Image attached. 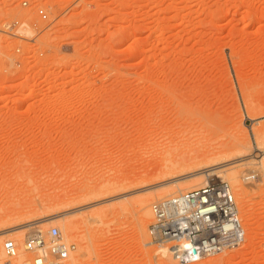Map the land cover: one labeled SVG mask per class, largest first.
<instances>
[{
    "label": "rangeland",
    "instance_id": "obj_1",
    "mask_svg": "<svg viewBox=\"0 0 264 264\" xmlns=\"http://www.w3.org/2000/svg\"><path fill=\"white\" fill-rule=\"evenodd\" d=\"M16 21L10 35L5 25ZM183 97L188 109L177 105ZM204 111L214 116L203 124ZM183 122L189 140L167 148L165 126ZM260 130L264 0H0V264L4 242L23 252L34 228H57L74 244L72 264H177L150 244L152 206L203 178L182 181L193 173L165 167L177 153H234L240 141L259 156ZM255 167L237 170L261 177ZM243 181L245 199L225 180L243 245L198 264H264V179Z\"/></svg>",
    "mask_w": 264,
    "mask_h": 264
},
{
    "label": "built area",
    "instance_id": "obj_2",
    "mask_svg": "<svg viewBox=\"0 0 264 264\" xmlns=\"http://www.w3.org/2000/svg\"><path fill=\"white\" fill-rule=\"evenodd\" d=\"M22 2V7H27ZM38 19L48 22L42 7ZM21 29L19 22L6 24L7 32ZM264 179L252 175L250 180ZM153 222L149 227L150 244L165 249L177 264H198L206 259L239 249L245 240L239 211L229 184L211 181L201 189L180 193L152 206ZM35 230L24 240L23 249L32 256L27 264H72L76 252L57 228ZM20 252L12 240L4 242L3 264H15Z\"/></svg>",
    "mask_w": 264,
    "mask_h": 264
},
{
    "label": "bare ground",
    "instance_id": "obj_3",
    "mask_svg": "<svg viewBox=\"0 0 264 264\" xmlns=\"http://www.w3.org/2000/svg\"><path fill=\"white\" fill-rule=\"evenodd\" d=\"M188 104H190V103H187L184 100V97L181 100H179L178 103H177V105H180V106H182L185 109H188V107H191L190 106L191 104L189 106H188ZM208 113H206L204 111V112H202L199 115L200 118L202 119V123L203 124H204V122L206 123V122H209V121H211L213 119V116L214 115L211 116ZM180 114L182 116L183 113L180 112ZM165 127H166L167 132H168V140L166 142L167 148L168 147L169 148L170 147H174V146L178 145V143L179 144L182 143V141H184V140H187L188 141L189 140L188 138L191 136V133H190L191 126L189 124H184V122H183L182 125H180V127L172 126V125L170 126V124L168 125V127H167V125ZM252 136H253L254 142L257 144V150L260 152L259 153L260 154L259 156L258 155L257 156L256 155L253 156L254 153H251V151H252V145L248 141H246L247 143L246 142H241V141L240 142H236L235 144L233 143L232 149L235 152L233 151L234 153H229V154H224V153H217V154L216 153H177L176 156H177V158L179 157L178 158L179 159L178 160L179 162L178 161L172 162L169 166H166L165 168L168 171H176L175 174H177V175H179V173L182 174V173H186V172H188V174H189V172L190 173H193V174L188 175V176H185L186 175L185 174L184 175L185 177L181 179L182 181L183 180H187V179H190V180L193 179L194 180L195 178H197V180L199 178L200 179L203 178V180L201 182H199L198 184L194 185V186L192 185L191 187H187V188H178L177 187L176 189H169L170 191H168V193L166 191L167 194L166 193L163 194L164 197L165 198H171L174 195L176 196V194L178 195L180 193H184V192H189V191L201 189V188L205 187L206 185H208L211 181H213V180L210 179L211 177H213V179L215 177V179L217 178V179H219V181H221V180H223V181L228 180L229 182H231L232 185H235L238 188V191H239L240 195L245 199L247 197V195H248V192L246 190L247 187H244V185H243L244 183L243 184L241 183L243 181V179L246 182V176L245 177L243 176L245 170L242 171V170H237V169L239 167L241 168L242 166H250L251 165L253 167L256 166L255 168H259V169H263L264 170V152L261 150V147H263V145H264V131H261V130L260 131H254L252 133ZM207 138L210 139V137H207ZM200 139H202V138H200ZM203 139H204V137H203ZM209 139H206L205 141L207 142V141H209ZM201 143H202V141H201ZM205 146H206V144H205ZM201 147H202V145H201ZM206 152H208V151H206ZM166 154L167 155H165V156H172L173 157L175 153H166ZM210 157H212V158H210ZM207 158L212 159V160L214 158L215 159V162L212 163V161H211V163H210L209 161L206 160L207 162H209V164H207V162H206V165H204L203 162H202V160L207 159ZM250 161H254V163L253 162L250 163ZM237 162H240V163H239V165L237 164L238 166H235L236 165L235 163H237ZM183 166H186L187 168H185V167L184 168L187 169V170L181 169V168H183ZM259 169H258V171H259ZM255 170H257V169H255ZM175 174H174V172H172V175L173 176H175ZM263 174H264V172H262L261 176ZM245 175H247V174H245ZM255 176L256 175H254V177ZM179 181L180 180H178V182ZM170 184H173V185L177 184V180H173ZM107 186L110 187V185H107ZM101 188L103 189V187H101ZM111 188L112 187H110V189ZM168 188H170V187L168 186ZM105 189H106V187H105ZM99 191H100V189H99ZM116 193H118L117 190L113 192V194H116ZM129 196H131V194H129V193L128 194L121 195V196H117V197L115 196L116 198L113 197L114 199H112V201L113 200L114 201H116V200H126ZM108 202L109 201H107V202H105V201L103 202L102 201V202H100L97 205L105 204V203H108ZM137 204H138V206L142 210L147 209V207H148V200H147L146 197L145 198L142 197V198H139V199L137 198ZM83 209H85V208H81V209L77 210V212L83 211ZM103 213H104V209H100V210H98L96 212H93L92 215L93 216L94 215H101ZM144 216L145 217H151V213L150 212H146L144 214ZM64 217H66V216H64ZM57 218L58 217H55V216L52 217V218L50 217L49 219H46L45 220V223L44 224H46V225L47 224H49V225L50 224H53V223H55L54 221H57L56 220ZM59 219H60V217H59ZM144 219H145L144 220V224H145L146 222H148L147 221L148 219H146V218H144ZM140 222H139V224H140ZM40 224H39V226H40ZM142 224L143 223H141V225ZM49 225H47V226H49ZM141 227H143V226H141ZM26 228L27 229H30V228L32 229L34 227H31V225L29 224L27 226H20L18 228H15V229H13L11 231L6 232V233L7 234H15L16 235V234L22 233V231H25ZM142 229H144V228H142ZM22 237H23V235H22ZM22 241H21V243H22ZM20 252H19L20 254H18V256H17L18 259L16 258V262L19 263V264H25L27 262L26 261V259H27L26 254L27 253L25 251L22 252L21 250H20ZM166 255L168 256V259L171 260V258L169 257L168 253H166Z\"/></svg>",
    "mask_w": 264,
    "mask_h": 264
}]
</instances>
